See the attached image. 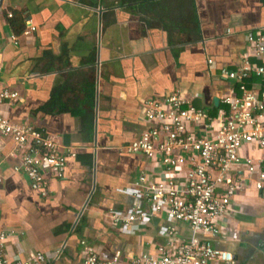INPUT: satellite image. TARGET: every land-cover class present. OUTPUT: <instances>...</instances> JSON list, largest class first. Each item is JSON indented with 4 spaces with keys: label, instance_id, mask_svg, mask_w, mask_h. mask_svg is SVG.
Returning <instances> with one entry per match:
<instances>
[{
    "label": "crops",
    "instance_id": "crops-1",
    "mask_svg": "<svg viewBox=\"0 0 264 264\" xmlns=\"http://www.w3.org/2000/svg\"><path fill=\"white\" fill-rule=\"evenodd\" d=\"M14 11L36 31L16 36L7 21ZM259 32L264 0H4L2 80L20 95L4 113L77 154L44 199L13 172L15 161L6 158L13 145L0 136V231L11 234L8 260L43 253V264H84L86 241L102 257L121 253L128 264L166 245L172 228L177 241L192 238L189 226L166 215L139 223L131 236L114 231L112 211L150 209L131 190L139 176L153 170L162 178V166L127 147L146 129L144 100L183 91L216 115L231 89L221 70L236 69L249 35ZM244 155L256 163L264 158L255 147ZM218 224L217 237H199L234 261L210 264H264V197L251 183Z\"/></svg>",
    "mask_w": 264,
    "mask_h": 264
},
{
    "label": "built area",
    "instance_id": "built-area-1",
    "mask_svg": "<svg viewBox=\"0 0 264 264\" xmlns=\"http://www.w3.org/2000/svg\"><path fill=\"white\" fill-rule=\"evenodd\" d=\"M35 31V27L29 26L24 35ZM13 39L16 41L18 37ZM247 41L239 66L220 72L221 78L231 83V89L221 97L223 108L216 115L198 108L183 91L143 101L146 129L127 150L162 166V178L158 180L153 170L142 173L131 190L150 209L130 213L112 211V227L119 235L131 236L139 223L166 215L189 226L194 236L177 241L178 232L172 228L167 233L166 245L158 247L153 254L130 258L128 264L234 261L233 254L215 249L210 241L199 236L220 234L218 221L248 183L264 197L261 169L264 158L256 163L244 155L246 148L255 147L264 156V33L251 34ZM2 75L0 63V136L13 145L6 158L15 161L13 172L27 177L32 190L46 199L51 184L65 178L68 159L76 158L77 154L69 149L63 151L56 138L32 125L15 123L6 116L4 108L17 104L20 95L4 84ZM1 167L0 163V184L4 180ZM10 237V233L0 231V264L46 261L43 253L30 260L9 261L6 246ZM81 246L84 264H124L121 253L104 258L86 241Z\"/></svg>",
    "mask_w": 264,
    "mask_h": 264
},
{
    "label": "trees",
    "instance_id": "trees-1",
    "mask_svg": "<svg viewBox=\"0 0 264 264\" xmlns=\"http://www.w3.org/2000/svg\"><path fill=\"white\" fill-rule=\"evenodd\" d=\"M7 21H8L10 28L12 29V32L16 36L19 37L24 34L27 28V25H26L27 23H26V18L22 15V13L14 11L12 13V17H8Z\"/></svg>",
    "mask_w": 264,
    "mask_h": 264
},
{
    "label": "water",
    "instance_id": "water-1",
    "mask_svg": "<svg viewBox=\"0 0 264 264\" xmlns=\"http://www.w3.org/2000/svg\"><path fill=\"white\" fill-rule=\"evenodd\" d=\"M3 3H4V0H0V10H1L2 6H3ZM215 103H216V105H218L219 101L216 100Z\"/></svg>",
    "mask_w": 264,
    "mask_h": 264
}]
</instances>
